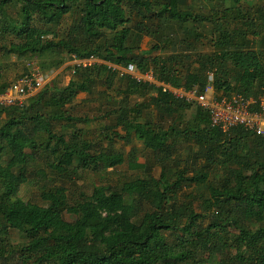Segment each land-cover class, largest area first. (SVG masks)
<instances>
[{
  "label": "trees",
  "instance_id": "1",
  "mask_svg": "<svg viewBox=\"0 0 264 264\" xmlns=\"http://www.w3.org/2000/svg\"><path fill=\"white\" fill-rule=\"evenodd\" d=\"M48 50L94 62L0 109V264H264V137L125 72L258 98L264 0H0V94Z\"/></svg>",
  "mask_w": 264,
  "mask_h": 264
},
{
  "label": "built area",
  "instance_id": "2",
  "mask_svg": "<svg viewBox=\"0 0 264 264\" xmlns=\"http://www.w3.org/2000/svg\"><path fill=\"white\" fill-rule=\"evenodd\" d=\"M92 61L79 62L86 66ZM138 81L154 83L165 93H171L180 100L187 103H194L206 109L213 126L218 127L224 134H229L234 129L244 128L264 137V94L258 98L246 96L244 94L235 95L232 98L216 99L213 96L212 87L209 86L204 94H197L196 91H185L175 89L155 81L154 75L149 72L146 76L135 73L131 65L125 70ZM47 84L45 75L36 64L29 67V73L19 77L12 83L3 94H0V109L7 107L23 106L27 99L36 95ZM209 93H212L208 98Z\"/></svg>",
  "mask_w": 264,
  "mask_h": 264
},
{
  "label": "rangeland",
  "instance_id": "3",
  "mask_svg": "<svg viewBox=\"0 0 264 264\" xmlns=\"http://www.w3.org/2000/svg\"><path fill=\"white\" fill-rule=\"evenodd\" d=\"M147 45V41L145 43H143V46L146 47ZM47 58L54 64L55 66V71H54V74L48 78L47 80H54V83L55 85H59V86H65L67 85V83L69 82V71L67 70V68L69 66H71L72 64H74L75 62H70V63H66L64 62L61 57L53 50H48L47 51ZM20 74L22 73V69L19 70ZM212 95V93H209V96L208 98H210V96ZM85 96L84 95H81L79 97V100H81L82 98H84ZM137 98L136 97H133L132 98V101H136ZM82 130H87L89 129L90 131H92L94 129V126H84V127H80ZM90 136V135H89ZM130 148L131 146L127 145L126 147H121L120 144H117L116 145V152L113 154V157L115 159H125L126 158V154L130 151ZM157 148H159V144L149 138L146 142V144H141L140 145V156H139V159H138V167L140 170H142L145 166V159L146 158H151L152 157V153L154 150H156ZM105 159H108V156L105 158ZM156 175L158 176L159 175V170L157 169L156 170ZM23 195L28 198V193L26 191L23 192ZM154 202L156 204H158V202L160 201V197L157 193H154ZM14 243H16V240L14 239L13 241Z\"/></svg>",
  "mask_w": 264,
  "mask_h": 264
},
{
  "label": "crops",
  "instance_id": "4",
  "mask_svg": "<svg viewBox=\"0 0 264 264\" xmlns=\"http://www.w3.org/2000/svg\"><path fill=\"white\" fill-rule=\"evenodd\" d=\"M50 80H51V79H50ZM50 80H47V83H48Z\"/></svg>",
  "mask_w": 264,
  "mask_h": 264
}]
</instances>
